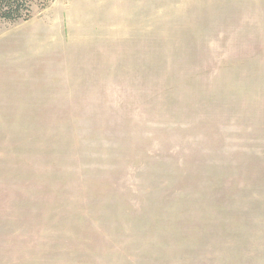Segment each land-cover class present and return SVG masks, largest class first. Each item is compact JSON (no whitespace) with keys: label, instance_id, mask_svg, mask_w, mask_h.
<instances>
[{"label":"rangeland","instance_id":"1","mask_svg":"<svg viewBox=\"0 0 264 264\" xmlns=\"http://www.w3.org/2000/svg\"><path fill=\"white\" fill-rule=\"evenodd\" d=\"M0 264H264V0L0 18Z\"/></svg>","mask_w":264,"mask_h":264},{"label":"trees","instance_id":"2","mask_svg":"<svg viewBox=\"0 0 264 264\" xmlns=\"http://www.w3.org/2000/svg\"><path fill=\"white\" fill-rule=\"evenodd\" d=\"M32 0H0V18L12 22L31 17Z\"/></svg>","mask_w":264,"mask_h":264}]
</instances>
